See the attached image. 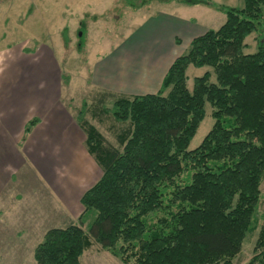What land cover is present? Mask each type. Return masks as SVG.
<instances>
[{"label":"trees","instance_id":"obj_1","mask_svg":"<svg viewBox=\"0 0 264 264\" xmlns=\"http://www.w3.org/2000/svg\"><path fill=\"white\" fill-rule=\"evenodd\" d=\"M243 1L242 9L178 2L212 7L225 22L192 40L158 93L116 96L110 115L124 124L118 147L79 113L87 151L102 171L81 198L83 215L95 218L88 232L83 216L48 230L35 249L36 264H81L93 241L123 264H234L264 181V0ZM79 33L83 47L85 31ZM253 34L257 50L247 54ZM191 66L212 72L196 77L190 90ZM206 103L214 124L190 150ZM37 123L31 120L25 134ZM247 264H264V215Z\"/></svg>","mask_w":264,"mask_h":264},{"label":"crops","instance_id":"obj_2","mask_svg":"<svg viewBox=\"0 0 264 264\" xmlns=\"http://www.w3.org/2000/svg\"><path fill=\"white\" fill-rule=\"evenodd\" d=\"M180 16L170 11L147 16L139 29L95 66L98 84L128 96L158 93L174 61L194 38L207 31L198 34L199 23ZM41 46L30 54L36 58H29L25 50L21 54L15 51L3 74L6 78H0V247L13 248L2 254L5 261L17 262L25 255L24 249L17 251L16 247H30L34 255L51 229L47 208H30L22 186L26 169L37 171L46 200L49 197L56 212L59 209L64 215L84 213L81 198L92 187L90 169H86L90 156L85 149L86 135L62 103V78L51 50ZM42 57L45 62L39 64ZM17 78H25L21 95L14 94L12 83ZM33 119L38 123L26 135L25 128ZM63 168L70 169L73 176L63 175Z\"/></svg>","mask_w":264,"mask_h":264},{"label":"rangeland","instance_id":"obj_3","mask_svg":"<svg viewBox=\"0 0 264 264\" xmlns=\"http://www.w3.org/2000/svg\"><path fill=\"white\" fill-rule=\"evenodd\" d=\"M143 1L145 2V0H0V78L1 76L3 79L6 78L3 74L7 65L14 60L15 51L20 53L25 50L29 53V58H36V55L30 54L37 47L42 48L41 45L44 44L51 50L52 57L59 66L63 105L76 120L79 119V113L83 112L84 119L98 129L107 143L118 147L116 135L124 124L115 122L110 114L116 96L124 94L105 89L98 84L95 66L101 63V58L121 44L125 37L139 29L149 15L157 16L159 12L170 11L178 12L187 19L192 17L197 25L199 23V28L202 27L198 34L204 32L205 28L218 29L226 19L223 13L205 5L190 8L178 6L181 0H147L145 5ZM206 1L217 6L224 5L237 9L244 7L243 0ZM181 11L185 14L180 13ZM80 30L85 31L83 47H80ZM258 42V34L248 37L245 53H255ZM207 71L212 72V69L189 67L188 88L191 90L194 79L203 76ZM215 80L213 76L212 81L215 82ZM13 82H15L12 84H15L16 90L14 94L21 95V88L25 81L17 78ZM102 110L106 113L100 112ZM205 110L206 117L190 144V150L199 147L214 124L209 103H206ZM85 154L81 148L80 155L84 157ZM86 163H88L86 169H90V183L93 187L102 177V171L93 157L88 156ZM69 170L63 168L62 174L73 176ZM22 175L23 191L27 193L30 200L31 210L47 208L50 228L78 223L79 218L83 216V229L88 232L95 213L64 215L59 209L56 212L51 199L45 198L44 185L38 183L37 171L34 168H28ZM263 215L264 181L261 185V199L251 231L245 238L241 252L234 258V264H247L253 257ZM8 249L13 248L0 247V264H36L34 255L30 254L32 248H14L17 251L19 249L25 251V255L17 262L4 260L5 256L2 254ZM81 264L123 263L93 241L92 246L82 256Z\"/></svg>","mask_w":264,"mask_h":264},{"label":"bare ground","instance_id":"obj_4","mask_svg":"<svg viewBox=\"0 0 264 264\" xmlns=\"http://www.w3.org/2000/svg\"><path fill=\"white\" fill-rule=\"evenodd\" d=\"M50 61L52 62V60H50ZM44 62H45L44 57L40 58L38 61L39 64H43ZM35 72H37V71H35ZM29 77H30V74L28 73L26 79H29ZM23 79H25V78H23Z\"/></svg>","mask_w":264,"mask_h":264}]
</instances>
